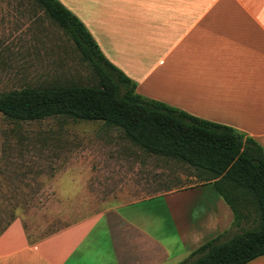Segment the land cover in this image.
Segmentation results:
<instances>
[{
	"label": "crops",
	"instance_id": "crops-1",
	"mask_svg": "<svg viewBox=\"0 0 264 264\" xmlns=\"http://www.w3.org/2000/svg\"><path fill=\"white\" fill-rule=\"evenodd\" d=\"M58 1L138 95L232 127L264 149V0ZM108 214L38 241L14 219L0 232V264H179L235 228L212 183L173 188ZM246 264H264V255Z\"/></svg>",
	"mask_w": 264,
	"mask_h": 264
},
{
	"label": "rangeland",
	"instance_id": "rangeland-1",
	"mask_svg": "<svg viewBox=\"0 0 264 264\" xmlns=\"http://www.w3.org/2000/svg\"><path fill=\"white\" fill-rule=\"evenodd\" d=\"M52 82L97 80L35 0H0V92ZM192 184H199L192 169L145 154L101 121L12 122L0 114V231L19 219L38 241L87 217L111 219L121 204ZM237 233L235 226L220 240Z\"/></svg>",
	"mask_w": 264,
	"mask_h": 264
},
{
	"label": "trees",
	"instance_id": "trees-1",
	"mask_svg": "<svg viewBox=\"0 0 264 264\" xmlns=\"http://www.w3.org/2000/svg\"><path fill=\"white\" fill-rule=\"evenodd\" d=\"M35 1L71 39L97 82L0 92V114L12 122L57 116L101 121L145 154L192 169L199 183H212L241 233L226 241L210 238L179 264H246L264 255V149L232 127L138 95L136 84L103 56L76 16L58 0ZM250 222L253 227L243 230Z\"/></svg>",
	"mask_w": 264,
	"mask_h": 264
}]
</instances>
